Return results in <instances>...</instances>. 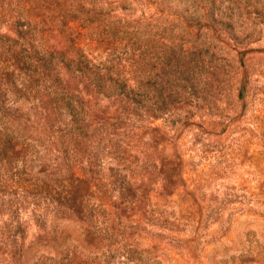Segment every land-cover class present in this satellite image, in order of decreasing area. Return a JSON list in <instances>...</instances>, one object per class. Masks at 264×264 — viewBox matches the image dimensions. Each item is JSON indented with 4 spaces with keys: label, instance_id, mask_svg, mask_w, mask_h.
Returning a JSON list of instances; mask_svg holds the SVG:
<instances>
[{
    "label": "rangeland",
    "instance_id": "1",
    "mask_svg": "<svg viewBox=\"0 0 264 264\" xmlns=\"http://www.w3.org/2000/svg\"><path fill=\"white\" fill-rule=\"evenodd\" d=\"M90 1L116 32L100 59L138 60L140 107L77 80L75 117L0 94V129L25 148L0 159V264H264V0ZM0 34L2 69L23 39Z\"/></svg>",
    "mask_w": 264,
    "mask_h": 264
},
{
    "label": "trees",
    "instance_id": "2",
    "mask_svg": "<svg viewBox=\"0 0 264 264\" xmlns=\"http://www.w3.org/2000/svg\"><path fill=\"white\" fill-rule=\"evenodd\" d=\"M86 2L91 1L0 0V22L5 21L15 33L16 43L23 39L11 51L6 67L0 69V94L11 88L16 94L31 96L36 102L35 107H39L45 116L58 117L63 106L75 117L83 100L69 88L70 82L77 80L92 93L118 102L124 111H138V60L131 61V72H123L113 58L100 59L99 49L106 50L116 32L109 25L108 34L103 35L106 29L100 30V26L86 15L89 12L84 6ZM65 3L67 7H63ZM57 5L62 11H55ZM82 14L87 16L84 18L87 23L80 27L91 34L86 43H81L85 38L83 31L70 25V22L81 20ZM0 37L13 40L8 34H0ZM179 58L175 57V60L179 61ZM169 59L166 66L171 64ZM14 74L20 82H16ZM18 84L21 85L18 87ZM69 132L66 139L61 140L62 151L71 150L76 157L78 135L71 129ZM24 150L22 143L13 141L0 129V159H17ZM79 183L84 181L75 175L67 188L73 194V203L77 199L75 193ZM69 207L73 209L72 204Z\"/></svg>",
    "mask_w": 264,
    "mask_h": 264
}]
</instances>
